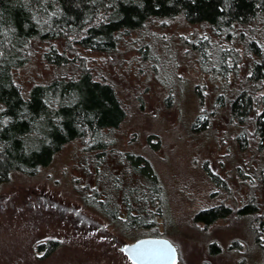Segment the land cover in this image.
I'll return each instance as SVG.
<instances>
[{
	"label": "rangeland",
	"instance_id": "obj_1",
	"mask_svg": "<svg viewBox=\"0 0 264 264\" xmlns=\"http://www.w3.org/2000/svg\"><path fill=\"white\" fill-rule=\"evenodd\" d=\"M253 24L263 35L262 25ZM244 29L238 26L232 34ZM204 37L214 49L234 56L228 57L227 77L216 52L197 50ZM117 47L108 57L82 51L87 67L114 86L126 111L122 124L104 133L109 147L97 160L102 170L95 171L94 152L74 140L48 166L32 175L14 172L1 183L0 264H132L120 247L154 237L172 242L177 264H264V234L251 224L264 214V192L251 179L264 159L255 143L238 142L248 128L224 108H214L222 90L236 95L245 86L251 53H244L237 35L227 40L181 17L149 21L123 35ZM43 50L19 70L24 87L56 73L41 61ZM130 154L149 163L162 185L164 205L156 209L162 220L155 226L128 229L116 220L126 209L133 211L139 197L149 207L152 190H159L141 172L127 171ZM128 183L138 191L126 195L125 209ZM89 192L109 201L107 213L102 204H91ZM248 203L256 214L237 216ZM219 205L231 209L229 218L210 225L194 222L198 211ZM49 242L54 243L50 252ZM210 244L216 254L209 252Z\"/></svg>",
	"mask_w": 264,
	"mask_h": 264
},
{
	"label": "trees",
	"instance_id": "obj_2",
	"mask_svg": "<svg viewBox=\"0 0 264 264\" xmlns=\"http://www.w3.org/2000/svg\"><path fill=\"white\" fill-rule=\"evenodd\" d=\"M173 17L205 25L227 40L237 35L244 43V53H251L245 86L236 95L222 90L215 97L214 108H224L238 125L248 128L238 142L241 146L255 143L264 159V34L257 32L253 24L264 28V0H0V184L14 172L32 175L48 166L62 147L74 140L83 144L84 151L94 152L95 171L100 172L101 162L97 160L105 156L109 147L104 133L118 128L126 111L114 86L98 80L87 67L84 53L108 57L118 48L123 35L139 30L149 21ZM238 26L246 29L232 34ZM198 42L197 50L203 54L217 53L220 72L227 77V60L234 56L228 49H214L205 37ZM43 48L39 52L41 61L56 73L48 81L24 87L18 72ZM139 52H145L142 45ZM232 61L231 66L236 59ZM128 158L127 171L141 172L159 190L153 186L150 209L147 202L135 196L134 210L128 212L126 195L132 197L138 191L134 190L137 182L133 178L134 186L128 183L129 189L122 195L126 210L115 216L116 220L128 229L155 226L162 220L156 210L164 205L160 197V193L164 196L162 185L149 163L131 154ZM253 171L251 179L257 180V187L264 192V165ZM93 194L89 192L85 197H90L95 207L102 204L107 213L109 201ZM231 214L230 208L219 205L198 211L193 220L210 225ZM254 214L256 206L251 203L236 212L237 216ZM251 224L256 232L264 234V214ZM53 246L49 242V252ZM217 251L214 244L209 245L211 254Z\"/></svg>",
	"mask_w": 264,
	"mask_h": 264
},
{
	"label": "water",
	"instance_id": "obj_3",
	"mask_svg": "<svg viewBox=\"0 0 264 264\" xmlns=\"http://www.w3.org/2000/svg\"><path fill=\"white\" fill-rule=\"evenodd\" d=\"M132 264H177L176 247L164 237L143 238L120 247Z\"/></svg>",
	"mask_w": 264,
	"mask_h": 264
}]
</instances>
